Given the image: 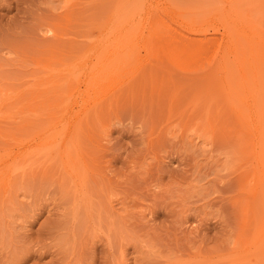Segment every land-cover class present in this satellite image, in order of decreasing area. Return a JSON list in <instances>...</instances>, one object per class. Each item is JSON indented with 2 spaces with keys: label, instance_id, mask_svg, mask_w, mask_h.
Instances as JSON below:
<instances>
[{
  "label": "rangeland",
  "instance_id": "rangeland-1",
  "mask_svg": "<svg viewBox=\"0 0 264 264\" xmlns=\"http://www.w3.org/2000/svg\"><path fill=\"white\" fill-rule=\"evenodd\" d=\"M261 35L264 0H0V264H264Z\"/></svg>",
  "mask_w": 264,
  "mask_h": 264
},
{
  "label": "bare ground",
  "instance_id": "bare-ground-1",
  "mask_svg": "<svg viewBox=\"0 0 264 264\" xmlns=\"http://www.w3.org/2000/svg\"><path fill=\"white\" fill-rule=\"evenodd\" d=\"M229 3V2H228ZM230 3H232V2H230ZM230 3L228 4V5H230ZM233 6V12L232 13H230V16H234V17H237V13L238 14H244V12H245V10H244V8H243V10L242 9H240V10H242V11H238V9H237V3L235 4V2L232 4ZM241 5H243V4H241ZM229 9H231V8H229ZM237 10V11H236ZM247 10V9H246ZM242 16V15H241ZM253 24H254V22H253ZM252 25V24H251ZM201 26V25H200ZM254 26V28H253V30H251L250 31V33L249 32H247L246 34H242L241 36H240V38H239V41L238 42H235V43H239V44H242V47L244 46V44H246L247 45V42H248V44H250V43H252L253 42V40L256 38V36H260V35H257L258 33H257V31L256 30H254L255 29V24L253 25ZM252 26V27H253ZM251 27V26H250ZM252 27H251V29H252ZM188 28V27H187ZM191 28V27H190ZM215 29V25L213 24V22H211V21H209L208 22V24H206L205 26H204V30H208V29ZM257 28V27H256ZM203 30V31H204ZM189 31H190V29H189ZM192 31V30H191ZM207 32V31H206ZM258 32H260V31H258ZM255 33H257V34H255ZM264 36V35H263ZM262 35H261V37H263ZM255 37V38H254ZM258 38V37H257ZM182 39V38H181ZM188 38L186 37V36H184L183 37V40H182V42H183V44L184 45H187V46H189L192 50L193 49H196V50H198V52L197 53H203V52H206L207 50H208V48H211V45L213 44V39L212 40H210V39H205V38H201V39H197V40H195L194 42H192L191 40H187ZM260 39V38H259ZM244 41H245V43H244ZM258 41V40H257ZM264 41V40H263ZM233 44H234V42H233ZM227 45V44H226ZM264 45V44H263ZM232 46V43L231 44H229V46H228V48H223V50H221V52L224 54V52L225 53H234V49H233V47H231ZM250 46V45H249ZM248 46V47H249ZM252 46H253V44H252ZM245 48V47H244ZM264 48V47H263ZM252 49V47L251 48H249V50H251ZM245 50V49H244ZM220 52V51H219ZM222 53H221V55H222ZM250 53V52H249ZM220 55V56H221ZM241 65H242V62H241ZM222 65H220V67H221ZM227 67H228V65H227ZM222 68V67H221ZM231 68V67H230ZM229 68V69H230ZM257 69V68H256ZM262 69V68H261ZM261 69L259 68V70L258 71H260L259 73L261 74L262 72H261ZM251 70H252V68H251ZM258 71L257 72H253L254 73V76H256L257 75V77H258V75H259V77H260V74L258 73ZM264 72V71H263ZM245 73H246V71H245ZM248 73V72H247ZM229 77V76H228ZM241 77V76H240ZM244 77V76H243ZM243 77H242V79H243ZM256 77V78H257ZM230 78V77H229ZM233 78H234V76H233ZM231 79H232V77H231ZM245 79V78H244ZM259 79V78H258ZM227 80V79H226ZM229 80V79H228ZM257 80V79H256ZM232 82V81H231ZM229 87H230V85H229ZM263 100V99H262ZM261 100V101H262ZM259 102V101H258ZM263 102H264V100H263ZM258 104V103H257ZM207 105H209V104H207ZM256 105V104H255ZM264 105V104H263ZM257 106V105H256ZM260 106L261 107H258V108H262V102L260 103ZM249 107V106H248ZM252 107V106H251ZM255 107V106H254ZM207 108H209V107H207ZM239 108V107H238ZM238 108H236V109H238ZM259 110V109H258ZM262 110L264 111V109L262 108ZM261 110V111H262ZM252 113V112H251ZM258 114V113H257ZM261 114H262V112H261ZM264 114V113H263ZM258 117H260V116H258ZM261 119H263V115H262V118ZM208 122V121H207ZM253 122H254V119L251 117L250 119H249V121H248V123H250L249 125H251V124H253ZM212 123V122H211ZM262 123H263V121H262ZM209 126V125H208ZM207 132V131H206ZM263 137V136H262ZM263 140V144H264V139H262ZM262 140H261V142H262ZM258 142V141H257ZM242 143V142H241ZM264 147V146H263ZM238 157V156H237ZM260 158L262 159V156H260ZM259 159V158H258ZM261 159H260V161H261ZM262 164H264L263 162H262ZM12 168V167H11ZM264 168V167H263ZM14 169H11L10 170V172H12ZM264 170V169H263ZM9 171V170H8ZM9 172V173H10ZM6 173V172H5ZM2 174V173H1ZM7 174V173H6ZM9 176V175H8ZM6 181V180H5ZM9 180H7V182H8ZM7 183H5V185H6ZM249 184V183H248ZM3 185V184H2ZM4 185V186H5ZM10 185H11V183L9 184V182H8V184L6 185L8 188H10ZM6 190L5 191H7V188H5ZM260 200V199H259Z\"/></svg>",
  "mask_w": 264,
  "mask_h": 264
}]
</instances>
